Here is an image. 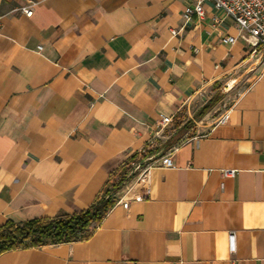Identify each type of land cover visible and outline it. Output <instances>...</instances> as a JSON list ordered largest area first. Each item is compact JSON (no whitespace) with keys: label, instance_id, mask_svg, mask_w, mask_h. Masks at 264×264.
Wrapping results in <instances>:
<instances>
[{"label":"crops","instance_id":"0c3cea01","mask_svg":"<svg viewBox=\"0 0 264 264\" xmlns=\"http://www.w3.org/2000/svg\"><path fill=\"white\" fill-rule=\"evenodd\" d=\"M193 2L0 0V225L82 211L131 160L149 158L151 187L139 201L117 190L88 239L0 264H264V45L251 53L209 3L185 23ZM161 115L193 124L165 147L177 128Z\"/></svg>","mask_w":264,"mask_h":264},{"label":"trees","instance_id":"16d2710c","mask_svg":"<svg viewBox=\"0 0 264 264\" xmlns=\"http://www.w3.org/2000/svg\"><path fill=\"white\" fill-rule=\"evenodd\" d=\"M221 96V94L211 96L195 117H203L221 99ZM173 126L177 128L176 132L164 144L165 147L177 141L188 128L187 122L180 124L179 121H175ZM153 150L154 148L147 150L145 155H149ZM131 162L132 160L123 165L117 171V179L108 180L91 205L82 211L71 214L61 212L52 219H31L21 223L5 221L0 225V254L10 250L88 239L115 204L116 198L113 194L120 189Z\"/></svg>","mask_w":264,"mask_h":264},{"label":"built area","instance_id":"2783aa9c","mask_svg":"<svg viewBox=\"0 0 264 264\" xmlns=\"http://www.w3.org/2000/svg\"><path fill=\"white\" fill-rule=\"evenodd\" d=\"M209 3L216 10H220L225 16L229 17L237 30V37L244 41L251 48V53L257 52L260 45H264V0H194L192 5L187 6L181 16L185 23L189 22L194 15L201 17L204 13V4ZM35 3L29 2L20 7V10L25 13L26 16H31L32 6ZM213 21H217V18H213ZM172 35H176L178 30H170ZM236 36L226 35L221 38V42L224 44H234L237 40ZM227 114H223L217 121V124H223L227 121ZM172 118L170 116L161 115L159 120V127L163 128L170 124ZM155 143L149 141L145 147L140 150V156H146L145 153L149 149H153ZM149 158L144 160H138L135 163H131L132 171L130 175L135 171H138V176L134 184H132L125 193V198H132L137 201L142 200L150 195L151 187L149 181ZM163 167L172 166V156L167 154L161 159ZM234 169L222 170L224 177L234 176ZM135 189L137 191H135ZM227 247L229 253L235 252V234L229 232L227 234Z\"/></svg>","mask_w":264,"mask_h":264},{"label":"rangeland","instance_id":"374dc122","mask_svg":"<svg viewBox=\"0 0 264 264\" xmlns=\"http://www.w3.org/2000/svg\"><path fill=\"white\" fill-rule=\"evenodd\" d=\"M244 86H246V83H243L242 85H237L236 86V88H233L231 91H229V93H227L226 94V98H225V104H228L229 102H231L234 98H235V96L238 94V92H239V90L241 89V87H244ZM201 108V107H200ZM199 108V109H200ZM198 109V110H199ZM198 110L195 112V114H194V116H193V119H198V118H196L195 117V115H196V113L198 112ZM175 121H179L180 122V124H184V123H186L187 122V126H188V128H190L191 127V125L193 124L192 122H191V120H186V121H184L183 120V117L182 116H178L177 118H176V120ZM174 121V122H175ZM169 129L171 130V129H173V121L171 122V124H170V126H169ZM164 151V150H163ZM162 151V152H163ZM138 160H133L132 162L133 163H135V162H137ZM131 162V163H132ZM131 163L129 164V168H128V170H129V173H130V171H132V165H131ZM127 174L126 173V177L124 178V181L122 182V185H121V187L120 188H124V190H127L132 184H134V182L136 181V178H137V176H138V171H135L134 173H132L131 175L130 174ZM128 175V176H127ZM116 180V179H115ZM114 180V181H115ZM126 187V188H125ZM135 191H137L136 189H135Z\"/></svg>","mask_w":264,"mask_h":264}]
</instances>
